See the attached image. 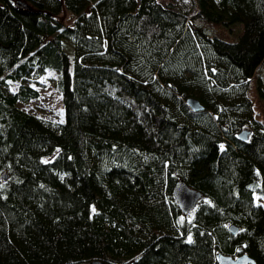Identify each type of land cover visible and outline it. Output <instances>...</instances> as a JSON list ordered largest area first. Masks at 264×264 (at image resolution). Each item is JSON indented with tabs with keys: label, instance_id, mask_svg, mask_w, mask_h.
<instances>
[{
	"label": "trees",
	"instance_id": "16d2710c",
	"mask_svg": "<svg viewBox=\"0 0 264 264\" xmlns=\"http://www.w3.org/2000/svg\"><path fill=\"white\" fill-rule=\"evenodd\" d=\"M262 72L264 0H0V264H264Z\"/></svg>",
	"mask_w": 264,
	"mask_h": 264
},
{
	"label": "rangeland",
	"instance_id": "374dc122",
	"mask_svg": "<svg viewBox=\"0 0 264 264\" xmlns=\"http://www.w3.org/2000/svg\"><path fill=\"white\" fill-rule=\"evenodd\" d=\"M64 20L71 24L73 17L70 14L65 13ZM68 52L72 55L70 46L67 47ZM264 75V72H262ZM57 76L55 74H49L39 80L43 86L39 88L40 98L29 104H22L20 107L28 113L35 116L42 117L47 120L62 121L63 120V107L60 91L56 87L55 81ZM10 91H16L17 85L12 84L9 88ZM259 92L254 87L251 88L249 98L253 103L255 109L254 115L258 119L264 117V104L260 101ZM249 129V127H247ZM257 203L264 206V198L256 196Z\"/></svg>",
	"mask_w": 264,
	"mask_h": 264
},
{
	"label": "water",
	"instance_id": "95a60500",
	"mask_svg": "<svg viewBox=\"0 0 264 264\" xmlns=\"http://www.w3.org/2000/svg\"><path fill=\"white\" fill-rule=\"evenodd\" d=\"M16 7L20 9H28V6L21 1H18L16 3ZM189 107L194 112H200L204 110V107L201 105V103L196 99H190L188 101ZM248 132H243L240 134V139L242 141H247L249 137ZM5 180H7V177H5ZM173 196L182 211V213L185 216H188L191 212H193L199 202L202 200L203 195L201 192L192 189L185 181L180 180L176 183L174 189H173ZM230 232L233 235L238 234V229L236 227H231ZM219 264H255V261L247 254L240 255L238 257H232V256H219L218 257ZM87 264H109L106 262H100V261H93Z\"/></svg>",
	"mask_w": 264,
	"mask_h": 264
}]
</instances>
